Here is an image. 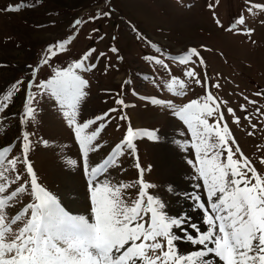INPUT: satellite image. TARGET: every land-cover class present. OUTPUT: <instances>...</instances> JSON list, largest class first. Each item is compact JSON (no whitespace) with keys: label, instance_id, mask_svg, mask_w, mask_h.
Instances as JSON below:
<instances>
[{"label":"snow or ice","instance_id":"obj_1","mask_svg":"<svg viewBox=\"0 0 264 264\" xmlns=\"http://www.w3.org/2000/svg\"><path fill=\"white\" fill-rule=\"evenodd\" d=\"M177 4L191 8L185 0H177ZM24 6L7 5L0 11L18 12ZM206 6L216 29L240 37L242 44H257L253 36L258 25L264 28V0H243L241 8L227 21L216 11L221 0H212ZM104 8L89 14V22L111 18V0H106ZM84 22L72 20L70 31L48 43L35 64L25 65L20 69L21 76L0 87V113H6L16 97H21L20 109L13 114L18 118V135L0 147V264H264V88L257 87L251 94L258 100L242 94L245 103L238 107L243 116L237 115L228 99L212 91L221 90L222 77L217 73L213 82L208 76L202 52H211L210 47L186 46L172 54L131 26L149 48L141 59L153 73L166 74V78L154 74L150 83L169 94L141 95L133 87L131 95L146 105L166 109L186 129L181 132L186 138L180 145L194 157L187 163L196 181L194 191L186 198L202 213V228L184 214H166L165 204L148 191L154 185L144 179L146 169L139 163L134 141H157L159 136L154 129L131 126L126 112L131 79L115 92V106L87 118L82 115V104L92 88L89 77L98 70L106 53L97 55L94 47H87L72 56L66 66L54 60L67 57L76 38L73 33ZM93 32L98 34L97 39H103L99 29ZM116 39V35L111 37L113 44L108 52L119 64L124 56L115 46ZM173 64L179 76L173 74ZM45 66L50 71L45 72L46 78L38 79ZM112 68L119 71L117 65L105 63L103 74ZM137 79L147 81L148 77L145 74ZM190 86L200 87L202 94L185 101ZM102 91L113 94L112 89ZM38 96L52 101L78 149L77 158L65 159L64 165L82 174L77 194L83 198V212L68 207L44 185L30 159L34 145H48V140L36 137L27 127L37 118ZM248 106H252L251 112ZM110 121L128 124L122 138L102 159L90 162V154L104 150L102 134ZM233 125L247 137L260 134L262 142L254 144L252 155L241 148ZM115 127L119 131L122 125L117 122ZM126 153L135 161V183H125L113 175L114 171H122L121 157ZM129 189H135V198ZM167 190L174 191L171 186ZM179 240L192 245V250L181 253L176 244Z\"/></svg>","mask_w":264,"mask_h":264},{"label":"rangeland","instance_id":"obj_2","mask_svg":"<svg viewBox=\"0 0 264 264\" xmlns=\"http://www.w3.org/2000/svg\"><path fill=\"white\" fill-rule=\"evenodd\" d=\"M210 2L212 0H185L186 4L191 5L189 9L178 7L177 0H111L113 9L111 18L89 22V14L106 10L104 8L106 0H0V9L18 3L25 5L18 12L0 11V87L21 76L23 73L20 69L25 68V65L35 64L41 50L48 43L64 37L70 31L69 24L72 20L83 19L85 22L73 33L76 38L67 57L60 56L54 60V63L66 66V62L72 56L87 47H94L97 55L101 51L106 53V58L101 59L98 70L89 77L92 88L90 95L82 104V115L87 118L106 111L109 106H115V92L121 89L124 81L131 79L127 92V102L130 106L126 109L131 126L134 129H154L159 136L157 141H150L147 138H137L134 141L139 163L146 169L144 179L154 185L148 191L158 196L165 204L166 214L170 216L184 214L192 223L203 228L202 213L196 210L190 199L186 198L194 191L196 184L192 179L194 171L187 163L188 159L194 157L191 156L190 150H184L180 145L186 138L181 132H186V129L182 122L166 109L146 105L131 95L133 87L141 95L146 93L160 97L169 95L150 83L154 74L164 78L166 74L162 71L153 73L151 66L141 59L142 55L149 52V48L131 31V26L134 25L140 33L158 42L172 54H178L186 46L205 44L210 47L211 52H202L207 61L208 76L213 82L217 73L222 77L219 81L221 90L212 91L228 99L231 106L236 109L237 115L243 116L238 107L240 103H245L242 94L258 100L251 94L257 87L264 88V28L257 26V32L253 36L257 41L255 46L242 44L240 37L229 36L216 29L206 6ZM242 4L243 0H221V6L216 11L223 21H227ZM93 29H99V35L103 36V39H97L98 34L93 32ZM113 35L117 37L115 46L124 56V61L119 64L108 52V48L113 44L111 40ZM221 51L224 53L223 56L220 55ZM105 63L117 65L119 71L112 68L108 70L107 75L103 74ZM172 70L174 75H180L175 64L172 65ZM198 70L203 72V69ZM47 71L50 70L45 66L38 79L46 78ZM145 74L148 77L147 81L137 79ZM103 89H112L113 94H105ZM201 94L200 87L190 86L189 95L183 99L186 101ZM179 99L177 98V102ZM37 100V118L34 124L29 123L27 127L29 132L36 133V137L48 140V145L47 147L42 144L34 145L30 159L42 183L58 194L68 207L83 212V198L77 194L82 174L77 169L64 165L65 159L77 158L78 149L72 142L70 130L62 122V116L52 101L47 96H38ZM20 105L21 97L17 96L15 103L6 110V113H0V147L10 144L18 135V118H14L13 114L18 112ZM248 110L251 112L252 106H248ZM117 122L122 125L119 131L115 127ZM229 123L231 124L230 120ZM127 124L125 121L109 122L102 134L104 150L90 154V162L102 159L110 146L122 138ZM232 130L246 154L252 155L255 152L254 144L262 142L259 133L256 137H247L234 125ZM121 161L122 171H114L113 175L125 183H135L138 175L134 166L135 161L127 153L121 157ZM169 186L174 191L169 192L167 190ZM128 192L135 198V189H129ZM176 244L181 253L193 248L183 240L177 241Z\"/></svg>","mask_w":264,"mask_h":264},{"label":"bare ground","instance_id":"obj_3","mask_svg":"<svg viewBox=\"0 0 264 264\" xmlns=\"http://www.w3.org/2000/svg\"><path fill=\"white\" fill-rule=\"evenodd\" d=\"M184 252V250H182Z\"/></svg>","mask_w":264,"mask_h":264}]
</instances>
